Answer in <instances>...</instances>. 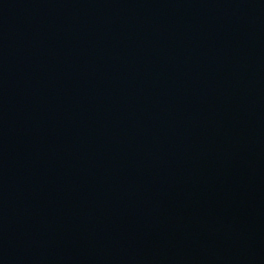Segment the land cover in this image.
I'll use <instances>...</instances> for the list:
<instances>
[{"label": "water", "instance_id": "water-1", "mask_svg": "<svg viewBox=\"0 0 264 264\" xmlns=\"http://www.w3.org/2000/svg\"><path fill=\"white\" fill-rule=\"evenodd\" d=\"M0 264H264V0H0Z\"/></svg>", "mask_w": 264, "mask_h": 264}]
</instances>
